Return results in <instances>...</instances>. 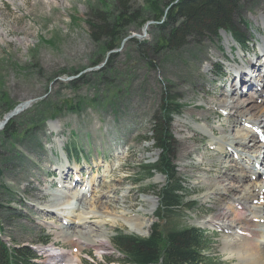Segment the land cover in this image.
Listing matches in <instances>:
<instances>
[{"label":"rangeland","instance_id":"obj_1","mask_svg":"<svg viewBox=\"0 0 264 264\" xmlns=\"http://www.w3.org/2000/svg\"><path fill=\"white\" fill-rule=\"evenodd\" d=\"M118 1L0 0V122L17 106L31 102L27 110L10 120L17 131L15 136L5 137L0 130L3 239L10 246L37 250L56 244L52 224H60L62 220L47 213L44 207L66 193L67 190L61 189L63 185L69 187L67 193L72 195L85 182H90L89 192L72 222L81 221L79 217L88 213L87 202L91 201L101 204L108 213L128 210L127 215L133 218L140 215L139 221L147 223L148 235L155 219L141 210L150 208L152 201L142 200L144 197L155 200L150 187L159 188L164 180L159 175L149 178L140 173V166L154 163L159 154L144 139L150 136L152 118L159 110L163 91L170 90L186 106L170 126L176 143L174 164L178 178L185 182L188 200L196 206L188 214L182 212L185 219L180 222L207 232L205 237L211 247L205 251V258L214 260V264H235L236 260L222 251L226 233L204 224L218 210V204L204 195L208 183L219 181L225 171L222 165L225 159L214 161L219 156L210 148L212 138L223 132L233 137L231 129L238 123L228 118V111L219 112L217 104L222 100L235 101L238 97L235 94L241 91H244L239 93L241 102L254 93L260 96L255 87L244 84L251 78L249 70L246 71L249 78H241L244 85L232 87L237 79L236 70L244 69L250 59L254 64L257 60L253 82L264 90L260 74L264 61H259V47L264 40V0H241L236 21L241 19L249 31V45L246 53L236 51L234 58L229 52L231 40L221 32L220 41L189 39L180 50L156 55L151 50L143 58L136 42L143 41L153 49L161 39L155 26L153 2L164 10L174 0H127L129 14L135 15L136 21L123 31L124 38L118 39L116 49L108 52L106 40L95 44L89 39L86 22L96 13L114 22L121 13ZM257 53L260 57L255 59L253 54ZM218 66H222L221 79L217 78ZM72 83L78 88L73 89ZM41 120L45 122L42 124ZM197 125L212 133L196 130ZM72 146L80 152L79 161L66 164L62 150ZM63 165L68 168V177L61 172L60 177H66L61 181L59 172ZM76 169L81 170L83 180L71 189ZM262 177L258 183L264 180ZM86 215L91 217L89 222L98 220L92 218L93 214ZM90 224L85 225L92 228ZM104 228L112 249L86 246L79 255L83 264H121L122 257L112 238L118 232L127 236L136 234L129 232V226L121 221ZM45 235L50 241L42 246ZM57 243L56 247L72 250V245ZM38 256V264H42L40 261L45 258Z\"/></svg>","mask_w":264,"mask_h":264},{"label":"trees","instance_id":"obj_2","mask_svg":"<svg viewBox=\"0 0 264 264\" xmlns=\"http://www.w3.org/2000/svg\"><path fill=\"white\" fill-rule=\"evenodd\" d=\"M240 3L241 0H174L161 10L153 2L155 26L161 39L153 49L147 43L137 41L140 55L146 58L151 50L155 55L166 50L175 52L184 48L189 39L218 40L220 32L232 36L238 45H246L247 30L241 28L244 25L241 20L236 21ZM118 6L121 13L114 22L101 13H96L86 22L89 39L95 44L106 40L108 52L116 49L118 39L124 38L123 31L136 21V16L129 14L127 0H119ZM72 85L73 89L78 88V85ZM185 107L180 102V96L170 90L163 91L159 110L152 118L150 136L144 139L145 143H152V148L159 154L154 164L140 166L142 176L150 177L156 173L165 178L162 187L150 188L159 203L154 216L156 222L145 238L116 233L112 243L122 255L121 264H212L204 256L210 246L204 232L194 225L180 222L185 219L182 212H191L193 205L188 200L185 182L178 178L174 164L176 143L170 126ZM40 122L43 124L45 120ZM11 123L2 130L3 136L13 137L17 134ZM1 173L0 169V178ZM2 232L0 225V236ZM33 258L34 254L29 248L10 246L0 238V264H30Z\"/></svg>","mask_w":264,"mask_h":264},{"label":"bare ground","instance_id":"obj_3","mask_svg":"<svg viewBox=\"0 0 264 264\" xmlns=\"http://www.w3.org/2000/svg\"><path fill=\"white\" fill-rule=\"evenodd\" d=\"M260 55H254L255 59L260 57L259 61H264V40H262V45L260 46ZM256 63L257 60L254 64L253 59H250L247 65L243 64L245 66L244 69L238 68L236 70V80L240 84H242L241 82L244 83L245 81H242L241 78L244 76L248 77L246 71L249 70L251 74L249 77L251 78L244 84L247 87H255L256 91H260V96L261 94L262 96H259L255 100L251 95L248 100L241 102L238 98L241 95H238L237 99L233 102L229 103L226 100H222L217 104V110L219 112L228 111V118H231L233 121L236 120L238 123L237 127L231 129L234 132L233 137L229 138L223 132L219 137L212 138L213 144L211 146L221 156L214 161L218 162L226 154L228 157H224L226 161L222 164L225 168L224 173L219 177L222 181L214 180L209 182L204 195L205 199L213 200L218 204L217 212L204 224L226 233L222 239V251L228 253L230 258L235 259V264H264V180L258 183L260 175H263L262 178H264V173L260 174L256 170L258 163H256L257 158L254 156L256 153H264V90L262 89L263 87L258 89L256 82L254 86L252 75H254ZM262 73H264V68L260 70V74ZM248 81L252 83H248ZM234 86L233 84L232 87L234 88ZM242 92L239 93L242 94ZM194 128L198 131L212 133V130H208L200 125ZM239 128L244 130H238ZM221 129L224 131L222 127ZM253 132L256 135L254 139ZM227 149H230L232 153L227 152ZM228 161L230 164L227 165ZM262 161H264V156ZM67 170L68 168L63 166L59 175L61 172L64 176L65 174L67 175ZM79 171L76 169V173L74 174L76 178L79 176L78 178L82 182L83 177H81ZM64 176L63 178L60 177L61 181L62 179H66ZM75 185H77V182ZM89 185L90 182H85L82 191L79 188L76 194L71 195L65 191L67 193H65L66 195L64 194L65 196H59L53 204L44 207L47 209V213H51L62 220L61 223L59 222L60 224L56 225L55 231L57 233H53L56 243L61 241L63 244H70L73 248H77L79 253H82L88 248L86 246L111 250L112 246H110L109 235L106 231L107 229L104 227L107 224L116 225L119 221L129 226V232L142 236V238L146 236L148 226L146 222L139 221L138 218L140 215L136 214L134 215L136 217L133 218L127 215V213H130L128 210H123L120 213H111V211L108 213L101 204L92 203L91 201L87 202L90 204L88 213L79 217L81 221L72 222L76 215L75 212H79L82 208L80 202L85 201L87 198ZM93 186L92 183L91 191L94 188ZM49 189L47 188L48 193L50 192ZM61 189L65 190V185ZM112 191V189L108 190L104 196H108ZM150 200L152 201V205L148 209H142L141 212L143 214H154L153 212H155L154 209L157 205L156 201L149 197H144L142 201L149 203ZM86 214H93L94 217L92 218L98 220L89 222L91 217ZM67 221L71 223L70 226H67ZM86 223H91L92 228L89 225H85ZM52 225L55 226L54 224ZM75 225L81 226V228H76ZM63 234H66V236H63ZM49 246L42 249V251L50 253L49 262L51 264H82V261L77 255L74 256L63 249L56 248L55 243ZM101 251L104 250H99V253Z\"/></svg>","mask_w":264,"mask_h":264},{"label":"water","instance_id":"obj_4","mask_svg":"<svg viewBox=\"0 0 264 264\" xmlns=\"http://www.w3.org/2000/svg\"><path fill=\"white\" fill-rule=\"evenodd\" d=\"M128 39V38H127ZM31 102H27L23 105H19L17 106L14 110H12L10 113H8L4 119L2 120V122L0 123V130L3 129L6 124L14 117H16L19 113L23 112L27 107L28 105L30 104ZM27 106V107H26Z\"/></svg>","mask_w":264,"mask_h":264}]
</instances>
